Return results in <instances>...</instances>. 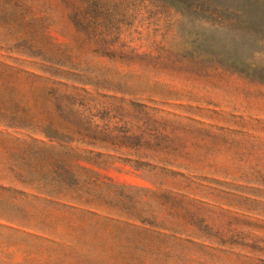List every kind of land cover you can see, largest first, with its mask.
<instances>
[{"label":"rangeland","instance_id":"1","mask_svg":"<svg viewBox=\"0 0 264 264\" xmlns=\"http://www.w3.org/2000/svg\"><path fill=\"white\" fill-rule=\"evenodd\" d=\"M0 264H264V0H0Z\"/></svg>","mask_w":264,"mask_h":264}]
</instances>
